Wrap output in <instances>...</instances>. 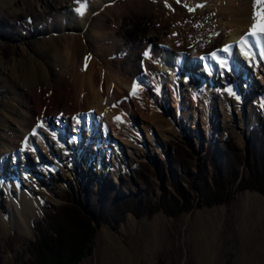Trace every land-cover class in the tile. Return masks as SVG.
<instances>
[{
  "label": "rangeland",
  "instance_id": "rangeland-1",
  "mask_svg": "<svg viewBox=\"0 0 264 264\" xmlns=\"http://www.w3.org/2000/svg\"><path fill=\"white\" fill-rule=\"evenodd\" d=\"M116 1L124 4L131 0ZM132 1L128 11L119 12L113 21L107 23L110 27H107L106 30L110 28L115 31L114 36L110 34L112 38L116 39V51L112 55L109 56L105 51H102L96 57V51L91 41L88 38L83 39L86 57L89 58L88 60L96 57L99 64H96L97 67L104 66V61L109 60L112 61V66L116 68V71L118 66L123 67L124 64H129L131 67H138L141 73L144 68L143 59L141 55H138V52L145 43H150L148 46L162 44L169 47L168 40L173 39L176 45L184 46L181 48L182 53H187L188 50H199L198 45L200 44L202 45L201 49L207 51L206 44H211L213 47L220 43V38L229 36L231 32L242 31V36H244L249 31L248 23L245 20L246 15H244V11L241 13L237 7H234V12L225 11L226 13L219 16L215 9H218V6H223L226 9L228 7L226 3L229 2L227 0L217 1L216 4L214 0ZM236 3L245 5L249 10H252V13L259 10V6L254 8V0H236ZM49 4H51L50 0H0V122L1 117H4V120L7 121L5 124L10 128L17 127L15 120L17 113H12L10 109L19 107L17 93L26 90V87H23L22 82L15 76L27 64H34L38 60H51L54 52V46L49 41V37L53 36L58 39V32L51 31V24L56 22L52 20V14L55 13ZM197 5H202V7H197ZM189 8H193L194 11H189ZM252 13L249 15L250 19L253 17ZM46 27L50 29H46ZM68 28L65 27L63 32H71ZM147 34H150L151 37H148ZM206 37L209 42L214 43H209L208 39L207 43L201 41ZM209 50H211L210 47ZM125 58H130V60L124 63L118 62ZM53 65L52 70H59L58 65H55L54 68ZM119 71L126 72L123 68ZM134 73H125V75L132 77ZM249 75L252 78L256 76L253 71L249 72ZM144 77L143 75H133L132 78L140 80ZM12 81L16 87H10ZM254 94H258V92L256 91ZM168 104L170 105L166 107L167 112L174 115L175 106L170 102ZM255 104L258 111L256 119L248 122L245 118L243 121L247 124L239 128L242 130L240 135L235 132L236 129L234 130L233 127H222L223 120H221L223 117L228 119L230 116L238 117L237 112L229 111L230 113H227V108L223 107V109L216 105L214 111L218 112L220 119L210 131L200 127L198 130L200 136L197 140L194 138L192 124L182 117L180 119L186 126V130L174 133L166 132V139L158 134L154 125L151 126L154 134L150 138L152 140L145 136V131H142L145 136L144 140L135 142V138L132 137L129 148L133 149L134 145L132 144L136 143L137 148L145 150L142 155L132 157L127 156V145L125 144L120 149L111 147L108 153L102 149V153L99 155L97 150H93L87 142L91 137L87 135L88 129L85 124L84 127H79L78 134L71 132L70 128L71 131L68 135L72 137V142L66 141L68 145L70 143V146L66 147V151L69 150V152L64 160L53 154L55 138L52 139V147L48 145V152L39 144L40 142L34 140V143L32 142L30 145L31 148L22 149L21 153L23 154H19L18 161L9 162L7 158L4 159L2 162L4 170H1L0 173H3L6 179L16 173L15 178L20 185L19 175L23 167L27 168L35 179L43 180L48 175L49 191L39 192L37 190L34 192L36 201L37 198L39 201L36 202V207L28 218L29 212L21 213L17 212V209L12 212L9 200L5 195L7 191L4 188L0 189V218L4 220L3 227L0 225L2 262L18 264V261L25 259L26 256L21 255V249L24 248L27 240L34 239L37 235L36 223L40 219H44L45 216L51 215L74 193L76 195L82 193L89 185L98 191L103 183H109L120 191V186L124 182L121 177H124L128 180L127 182L131 180L132 192L138 190L144 196L156 198L161 194H166L165 190L173 191L170 172L167 170L170 167L167 159L172 146L178 153L182 148H188L191 152L189 154L193 156L190 161L194 174L197 173L199 162L204 160L205 155L203 156L202 152L196 155L192 151L198 152L201 144L205 148L204 150L211 148L213 150V153H210L211 159H216L222 155L220 141L225 133H229L232 141L243 151L252 126L258 124L264 127V120L261 117V114L264 115V107H262L264 101L258 99ZM178 106L182 108L181 110L185 108L181 104ZM245 109L246 106L242 113L247 117V109L246 111ZM88 111L97 117V113L93 110L89 109ZM145 123L152 125L153 122L146 121ZM1 128L2 130L6 129L2 122L0 123ZM141 130L140 128V131L137 132L140 137H142ZM29 133L32 132H27L25 138L30 136ZM74 139L78 145H85L86 154L92 161L87 162L81 155L78 146H75ZM141 141H143L142 145H140ZM211 142L214 144L212 145ZM112 156L118 160L117 163L112 160ZM106 158L111 160L112 165L106 166ZM137 162L143 163L144 166H140L141 171L136 169L137 176L128 177L133 173H131V168ZM162 164L164 166L161 173L163 181L158 179L154 171L155 167L161 169ZM207 165L208 170L212 171L211 161ZM9 168L13 171L9 172ZM139 172H142V177L145 176V178H142ZM180 172H183L182 165H178L176 176ZM145 182L146 185L143 186H146V189L139 190L141 183ZM125 186L130 188L129 183ZM11 187L13 188V186ZM70 187H73L74 192ZM188 189L195 199L188 212L169 216L161 210L151 215L143 214L140 217L129 213L116 228L111 224L97 225L92 253L79 264H264V195L253 190L234 192L233 198L227 203L205 206L198 201V192L189 186ZM14 256H17V261H13Z\"/></svg>",
  "mask_w": 264,
  "mask_h": 264
},
{
  "label": "bare ground",
  "instance_id": "bare-ground-1",
  "mask_svg": "<svg viewBox=\"0 0 264 264\" xmlns=\"http://www.w3.org/2000/svg\"><path fill=\"white\" fill-rule=\"evenodd\" d=\"M217 1L222 0H214L215 4ZM227 1L229 2L226 3L228 6L226 9L223 6L215 9L219 16L226 12H234V7H237L241 13L244 11L245 20L250 29L254 22L253 17L252 19L249 17L252 10L245 5H239L236 0ZM50 2L49 5L53 7L52 10L55 13L52 14V20L56 22L51 24V31L58 32V39L49 37V41L54 46L51 60H38L34 64H27L15 76L26 90L16 92L17 103L20 105L10 109L12 113H17L15 118L17 127H8L5 124L6 119L1 117V122L6 129H0V172L4 170L2 169L4 159L7 158L9 162L18 161L19 154H23L22 149L31 148L30 145L34 143V140L40 142L39 144L48 152L49 146L52 147V139L55 138L53 154L64 160L69 152L68 148L66 151V147L70 146L68 142H72V137L68 133L72 130L71 132L78 134L79 127H84V124L88 129L87 135L91 137L87 142L93 150H97L99 155L102 149L108 153L111 147L120 149L125 144L127 156L132 157L142 155L145 151L137 148L136 143L132 144L133 149L129 148L132 137L135 138V142L144 140L145 136L152 140L150 138L154 134L151 126L154 125L158 134L166 139V132L186 130V126L180 119L182 117L192 124L194 138L197 140L200 136L198 131L200 127L210 131L220 119L218 112L214 111L216 105L227 108V113L237 112L238 117L230 116V119L223 117L221 120H223L222 127H233L238 135L242 131L239 128L247 124L243 121L245 118L248 122L256 119L258 111L255 102L258 99L264 101V59H261V47L251 49L256 54L252 59L241 51L238 42L242 37V31L231 32L230 37L220 38V43L213 47L211 44H206L207 51L202 50L200 44L199 50H188L187 53H182L181 48L184 46L176 45L173 39L168 40L169 47L162 44L148 46L150 43H145L138 52L143 59V72L141 70L140 73L138 67H131L129 64H124L123 67L118 66L116 71L112 61L109 60L104 61V66L97 67L96 57L102 51L109 56L116 51V39L110 36L115 31L110 28L106 30L110 27L107 23L113 21L119 12L128 11L133 1H127L124 4L116 0H50ZM82 4L84 5L83 15L77 11ZM65 27H69L68 30L70 29L71 32H63ZM46 29L50 28L46 27ZM149 35L147 34L151 37ZM207 37L201 41L207 43ZM84 38L91 41L96 51V57L87 60L86 69V52L82 43ZM225 45L233 47L229 51H218ZM209 47L214 51L209 50ZM146 51L149 53V58L144 56ZM214 52L217 58H213ZM128 60L130 58L118 60V62L124 63ZM219 60L225 62L223 67ZM52 65L53 68L58 65L59 70H52ZM122 68L126 74L135 72L133 75L145 77L133 80V75L128 77L119 71ZM251 71L255 73V78L250 77ZM133 82L139 86L137 95H130ZM10 83V87H16L13 81ZM256 91L258 94H254ZM169 102L175 106L174 115L167 112L166 107L170 105ZM178 104L185 107L184 110H181ZM245 106L247 117L242 113ZM89 109L97 113V117L91 114ZM116 117L120 119L117 120ZM146 121L153 123L150 125V123L147 124L148 122L145 123ZM140 128L142 137L137 134ZM29 131L32 133L25 138ZM142 131H145V136ZM73 141L87 162L92 161L86 154L85 145H78L75 139ZM101 141L102 144H100ZM142 143L143 141L140 145ZM114 158L112 156V160L117 163L118 160ZM110 165H112L111 160L107 159L106 166ZM10 171L13 170L9 168ZM15 177L16 173L6 179L3 173H0V189L4 188L7 191L5 195L12 212L16 209L21 213L29 212V214L26 213L29 218L36 207V202L39 201V198L36 201L34 192L49 191L48 175L43 180L35 179L28 169L23 167L19 175L21 185ZM3 224L4 220L0 218L1 227Z\"/></svg>",
  "mask_w": 264,
  "mask_h": 264
},
{
  "label": "trees",
  "instance_id": "trees-1",
  "mask_svg": "<svg viewBox=\"0 0 264 264\" xmlns=\"http://www.w3.org/2000/svg\"><path fill=\"white\" fill-rule=\"evenodd\" d=\"M261 117L264 120L263 114ZM232 140L229 133L224 134L219 147L222 155L216 159H211L213 150H204L202 144L198 152L192 151L196 155L199 152L205 155L195 174L191 170L190 159L193 156L189 154L188 148H182L178 153L172 146L167 159L170 167L167 170L170 172L173 191L165 190L166 194L156 198L144 196L138 190L132 192L131 180L127 182L124 177H121L124 182L120 191L109 183H103L98 191L89 185L82 193H74L51 215L36 223L38 233L34 239L26 241L21 249V255L26 257L18 264H79L92 253L97 225L111 224L116 228L129 213L140 217L161 210L169 216L188 212L195 200L188 186L198 192V201L205 206L227 203L233 198L234 192L253 190L264 195V127L258 124L252 126L243 151ZM210 161L212 171L207 168ZM141 165L144 166L137 162L128 177L137 176L136 169L141 171ZM178 165H182L183 172L176 176ZM163 168H154L161 181ZM142 174L139 172L141 177ZM128 183L130 188L125 186ZM143 185L146 182L141 183L139 190L146 189ZM70 189L74 192L73 187ZM17 260V256H14L13 261ZM0 264H4L1 257Z\"/></svg>",
  "mask_w": 264,
  "mask_h": 264
},
{
  "label": "snow or ice",
  "instance_id": "snow-or-ice-1",
  "mask_svg": "<svg viewBox=\"0 0 264 264\" xmlns=\"http://www.w3.org/2000/svg\"><path fill=\"white\" fill-rule=\"evenodd\" d=\"M179 2V0H177ZM256 6H259L258 11H254L253 13V24L250 27L248 33H246L244 36H242L238 42L241 51L245 53V55L249 56L250 59L255 58V53L251 51L254 47H261V59H264V0H254V8ZM197 7H202V5H197ZM84 8V5H81V8H78L77 11L83 15L82 9ZM189 11H194L193 8H189ZM175 35V34H174ZM252 38H255L254 40ZM233 46L232 45H225L223 49H220L218 51H229ZM145 58H149V53L146 51L144 53ZM213 58H217V54L214 52L212 53ZM89 58H85V69L87 67V60ZM219 63L221 64V67L224 66V61L219 60ZM139 91V86L136 82H133L132 85V91L130 95H137ZM115 106V105H114ZM262 107H264V104H262ZM115 119L119 120V117H116Z\"/></svg>",
  "mask_w": 264,
  "mask_h": 264
}]
</instances>
